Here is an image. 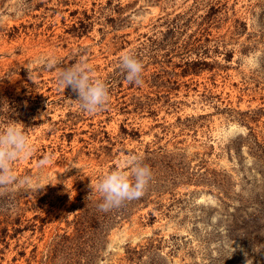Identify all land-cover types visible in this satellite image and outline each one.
<instances>
[{
    "label": "rangeland",
    "instance_id": "rangeland-1",
    "mask_svg": "<svg viewBox=\"0 0 264 264\" xmlns=\"http://www.w3.org/2000/svg\"><path fill=\"white\" fill-rule=\"evenodd\" d=\"M81 59L109 91L94 114L57 85ZM13 123L32 152L12 173L37 187H0V264H264V0H0ZM128 154L144 194L101 211L94 186Z\"/></svg>",
    "mask_w": 264,
    "mask_h": 264
},
{
    "label": "clouds",
    "instance_id": "clouds-1",
    "mask_svg": "<svg viewBox=\"0 0 264 264\" xmlns=\"http://www.w3.org/2000/svg\"><path fill=\"white\" fill-rule=\"evenodd\" d=\"M16 14H23V8L16 9ZM120 65L129 82L140 85L142 83L143 64L131 52H125L120 56ZM48 70H53L56 63L49 59L45 63ZM28 76L32 80L31 64L27 67ZM92 69L88 63L81 59L63 67L57 73V85L61 89L70 88L76 94L75 99L80 108L90 114L97 113L105 108L110 96L106 84L99 78L91 75ZM32 149L24 131L15 123L6 129L0 130V187L7 188L13 183L25 186L37 187L29 176L18 178L13 175L11 163L19 158L27 159ZM51 163V157L42 158L38 167L43 169ZM127 169L114 167L107 174L99 178L94 190L99 193L101 211H109L119 207L126 201L138 199L143 196L151 177L150 168L140 159L128 154L125 158ZM93 191V188H92Z\"/></svg>",
    "mask_w": 264,
    "mask_h": 264
},
{
    "label": "trees",
    "instance_id": "trees-1",
    "mask_svg": "<svg viewBox=\"0 0 264 264\" xmlns=\"http://www.w3.org/2000/svg\"><path fill=\"white\" fill-rule=\"evenodd\" d=\"M93 216H95V215L93 214Z\"/></svg>",
    "mask_w": 264,
    "mask_h": 264
}]
</instances>
